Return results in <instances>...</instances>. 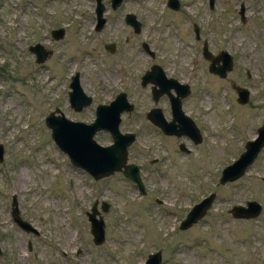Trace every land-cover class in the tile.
Returning a JSON list of instances; mask_svg holds the SVG:
<instances>
[{"label": "rangeland", "instance_id": "1", "mask_svg": "<svg viewBox=\"0 0 264 264\" xmlns=\"http://www.w3.org/2000/svg\"><path fill=\"white\" fill-rule=\"evenodd\" d=\"M101 3L104 22L94 31V0H0V264H144L156 250L160 264H264V145L242 176L217 183L264 120V0H212L211 6L178 0L175 10L166 0H123L114 10L109 0ZM127 13L140 22L137 33L124 23ZM57 28L63 35L53 40L50 30ZM34 43L51 51L41 63L28 51ZM109 43L112 53L103 47ZM203 43L212 55L225 50L231 56L224 78L207 71ZM150 64L189 87L181 110L198 128V144L163 135L146 119L154 107L170 119L167 97L152 101L150 84L140 85ZM74 73L91 97L80 111L67 97ZM231 83L248 89L245 104L236 102ZM119 91L133 106L121 114L118 129L135 135L128 157L139 167L143 194L120 172L93 180L70 165L43 122L58 108L88 123L95 105ZM93 139L110 143L106 131ZM210 191L215 197L203 218L178 229ZM12 197L36 234L11 220ZM93 200L103 221L99 245L85 215ZM246 200L261 205L259 215L232 218L230 207Z\"/></svg>", "mask_w": 264, "mask_h": 264}, {"label": "water", "instance_id": "2", "mask_svg": "<svg viewBox=\"0 0 264 264\" xmlns=\"http://www.w3.org/2000/svg\"><path fill=\"white\" fill-rule=\"evenodd\" d=\"M122 1L109 0L110 8L114 10ZM211 1L208 0L209 6H211ZM167 5L169 8L175 10L178 7V1L167 0ZM103 8L101 0H94L95 31L99 30L104 22V19L101 17ZM238 14L242 19V7L239 8ZM124 22L133 29L134 33L139 31L140 24L134 15L130 13L125 14ZM193 32L196 35L197 30L194 24ZM62 35V29H52L50 31V36L53 40L60 39ZM104 49L112 53L114 51V44H104ZM28 51L34 54V61L36 63L43 62L51 55L49 49L43 48L38 43L28 46ZM201 54L208 61V72L219 78H224L226 73L232 68V58L225 50H220L215 55H212L203 43ZM147 83L152 85L151 96L153 101H156L162 94L167 96L171 119L166 121L161 110L157 107L150 109L145 114L146 119L164 135H173L175 137L186 136L193 144L199 143L201 137L197 127L181 110V99L189 93V87L186 84L178 83L174 79L165 78L157 65H152L141 76L140 84L143 86ZM230 87L236 95V102L238 104H245L249 97L247 88L235 83H231ZM68 88L69 106L74 111H80L91 103V98L82 92L76 73L71 77ZM170 90L173 91V94H171ZM132 107L127 102L124 92H118L109 103L97 104L95 106L93 120L88 123L70 120L64 117L58 108L49 111L45 115L43 122L49 129V135L53 143L59 151L66 155L72 166L83 170L93 180L103 179L115 172H120L127 180L134 184L140 194H143L144 185L140 177L139 168L136 164L129 161L127 151L134 141L135 135L132 132H120L118 129L120 115L124 112L129 114ZM98 131H106L109 134L110 143L100 145L95 142L93 136ZM263 145L264 120L256 129V136L245 142L244 150L238 157L232 163L222 168L218 177V183L231 182L242 176ZM178 149L182 152L188 151L182 143H179ZM1 151L0 147V157ZM261 180L264 181V176L261 177ZM214 197L215 193L212 191L194 203L180 220L178 229L184 230L201 220L210 208ZM96 204L97 200H93L85 215L89 222L91 241L94 245H99L104 240V230L103 221L96 209ZM9 206L11 220L25 232L36 234L35 230L20 218L14 197L11 198ZM100 209L101 211H106L107 204L101 202ZM228 212L234 219H255L261 212V205L254 200H246L243 205L235 204L231 206ZM160 258V251L156 250L147 255L144 264H160Z\"/></svg>", "mask_w": 264, "mask_h": 264}, {"label": "flooded vegetation", "instance_id": "3", "mask_svg": "<svg viewBox=\"0 0 264 264\" xmlns=\"http://www.w3.org/2000/svg\"><path fill=\"white\" fill-rule=\"evenodd\" d=\"M125 23V22H124ZM94 27H95V24H94ZM133 31V30H132ZM143 43L144 42H142L141 43V45H143ZM144 49H145V51H146V54L147 55H149L150 57H153V52L150 50V49H148V47H147V44L146 43H144ZM115 49V48H114ZM153 64H150L149 65V67H148V70L150 69V67L152 66ZM158 66V65H157ZM159 67V66H158ZM160 68V67H159ZM161 69V68H160ZM162 71V70H161ZM163 72V71H162ZM165 76V75H164ZM166 78H168V77H166ZM173 79V78H172ZM151 87H152V85H150V97H151V99H152V96H151ZM156 88H157V86H155ZM172 93H173V91H171ZM162 95H165V94H162ZM166 96V95H165ZM167 97V96H166ZM157 100V99H156ZM152 101H153V99H152ZM170 119H171V116H170ZM170 119H168L167 121H169Z\"/></svg>", "mask_w": 264, "mask_h": 264}]
</instances>
